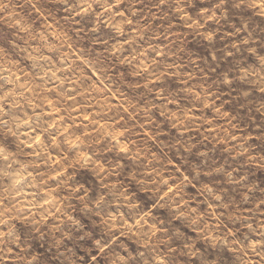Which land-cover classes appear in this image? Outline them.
Returning a JSON list of instances; mask_svg holds the SVG:
<instances>
[{
	"label": "clouds",
	"instance_id": "obj_1",
	"mask_svg": "<svg viewBox=\"0 0 264 264\" xmlns=\"http://www.w3.org/2000/svg\"><path fill=\"white\" fill-rule=\"evenodd\" d=\"M0 264H264V0H0Z\"/></svg>",
	"mask_w": 264,
	"mask_h": 264
}]
</instances>
